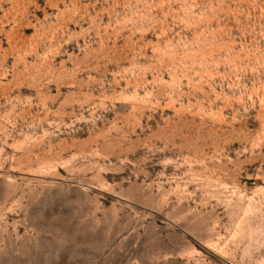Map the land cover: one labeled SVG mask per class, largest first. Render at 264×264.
Segmentation results:
<instances>
[{
	"label": "rangeland",
	"instance_id": "374dc122",
	"mask_svg": "<svg viewBox=\"0 0 264 264\" xmlns=\"http://www.w3.org/2000/svg\"><path fill=\"white\" fill-rule=\"evenodd\" d=\"M0 264H264V0H0Z\"/></svg>",
	"mask_w": 264,
	"mask_h": 264
}]
</instances>
